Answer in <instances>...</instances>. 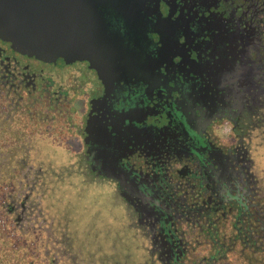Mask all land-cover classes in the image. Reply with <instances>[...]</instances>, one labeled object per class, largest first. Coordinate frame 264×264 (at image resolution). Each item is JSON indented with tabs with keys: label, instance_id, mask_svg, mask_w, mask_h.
Listing matches in <instances>:
<instances>
[{
	"label": "flooded vegetation",
	"instance_id": "obj_1",
	"mask_svg": "<svg viewBox=\"0 0 264 264\" xmlns=\"http://www.w3.org/2000/svg\"><path fill=\"white\" fill-rule=\"evenodd\" d=\"M134 6L132 17H106L119 53L106 64L95 61L98 68L87 59L44 66L16 53L43 68H65L56 73L53 108L80 104L77 121L66 124L67 115L62 121L70 134L80 129L73 147L81 150L85 176L139 200L142 174L167 163L182 182L168 188L170 209L194 193L230 192L247 171L239 138L257 122L241 124V112L251 108L241 106L242 96L252 88L254 110L264 101V0H137ZM34 80L30 74L29 83ZM149 202L148 213L170 210Z\"/></svg>",
	"mask_w": 264,
	"mask_h": 264
},
{
	"label": "rangeland",
	"instance_id": "obj_2",
	"mask_svg": "<svg viewBox=\"0 0 264 264\" xmlns=\"http://www.w3.org/2000/svg\"><path fill=\"white\" fill-rule=\"evenodd\" d=\"M0 46L1 54H14L10 43ZM22 62L29 67L24 73H31L36 85L24 94L17 78L22 73L21 65L5 62L0 67V199L4 206L13 203L19 211L26 209V218L48 231V250L58 264H161L158 248L140 216L148 214L144 207L149 201L170 209L165 201L168 188L182 182L163 163V171L147 172L137 181L135 189L142 199L128 200L113 191L109 183L85 176L81 150L74 148L80 129H72L75 136L65 131V123L79 119L80 104L50 113L45 110L46 100L40 102L41 90L53 93L56 73L65 68H43L31 58ZM8 68L13 69L9 70L12 75ZM251 89L245 91L241 103L251 108L242 111L240 119L241 124L244 118V123L256 118L257 122L253 128L241 126L245 133L239 141L246 149L247 161L251 158L253 166L261 168L256 172L260 178L264 177V101L262 107L252 109ZM54 104L52 100L49 109ZM55 128L62 129L64 135H53ZM174 193L177 197L182 192L176 188Z\"/></svg>",
	"mask_w": 264,
	"mask_h": 264
},
{
	"label": "trees",
	"instance_id": "obj_3",
	"mask_svg": "<svg viewBox=\"0 0 264 264\" xmlns=\"http://www.w3.org/2000/svg\"><path fill=\"white\" fill-rule=\"evenodd\" d=\"M0 60V67L5 62L21 65L22 73L17 76L20 93L36 87L29 83L31 73H24L29 67L15 51L11 56L0 53ZM41 95L40 102L49 98L50 104L53 100L51 91L43 89ZM29 99L35 98L29 95ZM45 108L53 113L56 107ZM53 135L64 133L55 128ZM248 161L244 180H238L230 192H214L208 198L206 194L194 193L187 202L181 201L179 208L165 212L155 207L148 216L141 214L146 216H140V220L150 231L161 264H264V177L259 178L256 172L261 168L253 166L251 158ZM0 210V264H58L48 250V231L34 219H27L26 209L19 211L13 203L5 207L0 199Z\"/></svg>",
	"mask_w": 264,
	"mask_h": 264
},
{
	"label": "water",
	"instance_id": "obj_4",
	"mask_svg": "<svg viewBox=\"0 0 264 264\" xmlns=\"http://www.w3.org/2000/svg\"><path fill=\"white\" fill-rule=\"evenodd\" d=\"M136 1L0 0V39L44 66L87 59L98 68L119 53L106 17H132Z\"/></svg>",
	"mask_w": 264,
	"mask_h": 264
}]
</instances>
